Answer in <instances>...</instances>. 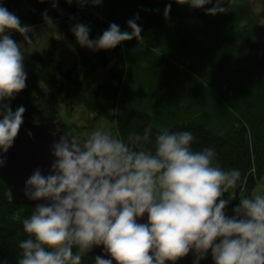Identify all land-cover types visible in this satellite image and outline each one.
<instances>
[{
	"label": "clouds",
	"instance_id": "9594fccd",
	"mask_svg": "<svg viewBox=\"0 0 264 264\" xmlns=\"http://www.w3.org/2000/svg\"><path fill=\"white\" fill-rule=\"evenodd\" d=\"M39 2L59 5V0ZM64 2L83 8L103 0ZM172 2L205 9L209 16L229 11L222 6L226 0H170L166 19ZM42 18L56 28L47 11ZM138 19L137 14L127 21L130 32L111 23L95 40L84 23L71 32L81 47L108 51L143 39ZM32 31L0 3V167L24 123L25 107L13 111L10 102L27 86L22 49L32 43ZM195 142L191 131L165 127L154 134L151 124L126 138L104 128L83 139L65 132L51 145L48 174L37 168L25 182V197L39 203L22 220L27 238L19 242L17 264H84L98 247L110 258L97 255L94 264H177L190 253L193 264L209 254L213 264H264V195L238 191L241 171L225 170L214 148L195 150ZM235 199L239 203L229 215Z\"/></svg>",
	"mask_w": 264,
	"mask_h": 264
},
{
	"label": "trees",
	"instance_id": "16d2710c",
	"mask_svg": "<svg viewBox=\"0 0 264 264\" xmlns=\"http://www.w3.org/2000/svg\"><path fill=\"white\" fill-rule=\"evenodd\" d=\"M253 1L226 0L222 6L229 11L216 16L172 2L166 19L170 0H103L83 8L59 0L57 9L39 0H0L32 28L44 24L45 11L54 21L63 19L62 9L75 24L88 25L93 40L111 23L130 32L127 21L138 14L143 37L108 51L90 50L94 60L89 66L81 58L64 66L53 44L42 55L24 53L30 63L27 86L11 107L24 106L23 119L55 122L64 133L60 105L68 114L81 107L110 121L122 138L149 124L154 134L165 127L191 131L193 148H214L222 168L241 171L238 191L254 196L264 175V0H258V8ZM103 69L104 80L96 79ZM71 134L83 137L78 129ZM238 203L229 204V215ZM33 211L34 206L15 205L0 180V260L17 264L19 242L27 238L22 220ZM193 259L190 253L177 264H193ZM84 264H94V259L85 256ZM200 264H213L211 255Z\"/></svg>",
	"mask_w": 264,
	"mask_h": 264
},
{
	"label": "rangeland",
	"instance_id": "374dc122",
	"mask_svg": "<svg viewBox=\"0 0 264 264\" xmlns=\"http://www.w3.org/2000/svg\"><path fill=\"white\" fill-rule=\"evenodd\" d=\"M253 4L256 8L259 6L258 0H254ZM59 13L63 19H57L56 28H49L44 23L43 25H38L33 27V31L29 33L30 38H32V43L27 44L23 47L22 51L27 53V55H42L50 48L49 46L54 47L56 58L64 66L68 67L71 65L72 61L81 58L83 60L84 66H89L92 64L94 57L90 54V49L81 47L73 33L71 28L75 25L74 19H71L73 15L68 14L64 10L60 9ZM12 38L18 43L24 44L23 38L18 34L10 33ZM25 55V54H24ZM112 62V61H111ZM30 64V63H29ZM29 64L25 63V71L28 74ZM110 63L107 67L112 65ZM106 69L103 71L96 72V79L104 80V74ZM28 76V75H27ZM59 112L61 116V122L64 125H59L62 129H65L67 132L72 133L74 130L78 129L81 131L83 137H87L93 129L104 128L110 129L114 135H117V132L114 131L111 127V123L108 120L94 118L93 114L88 113L85 109L77 107L73 109L69 114L67 113V108L64 105L59 106ZM58 130H61L57 127ZM254 195H264V175L255 187L253 192Z\"/></svg>",
	"mask_w": 264,
	"mask_h": 264
},
{
	"label": "water",
	"instance_id": "95a60500",
	"mask_svg": "<svg viewBox=\"0 0 264 264\" xmlns=\"http://www.w3.org/2000/svg\"><path fill=\"white\" fill-rule=\"evenodd\" d=\"M19 134L13 146L7 153H3L5 164L0 167V180L7 186L12 202L19 206H35L39 201L28 200L24 195L27 179L37 169L47 175L54 157L51 155V145L58 141L64 133L57 129L55 122L36 123L23 119ZM146 216L141 222H146ZM104 254L103 248H94L88 257L94 258ZM115 264V261H113Z\"/></svg>",
	"mask_w": 264,
	"mask_h": 264
},
{
	"label": "bare ground",
	"instance_id": "6f19581e",
	"mask_svg": "<svg viewBox=\"0 0 264 264\" xmlns=\"http://www.w3.org/2000/svg\"><path fill=\"white\" fill-rule=\"evenodd\" d=\"M32 55V54H31ZM63 132V131H62ZM64 133V132H63ZM10 193V192H9Z\"/></svg>",
	"mask_w": 264,
	"mask_h": 264
}]
</instances>
